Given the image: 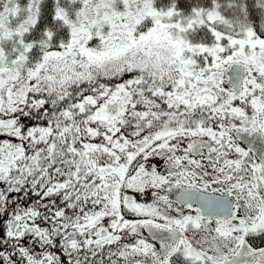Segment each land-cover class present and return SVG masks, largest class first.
Wrapping results in <instances>:
<instances>
[{"label": "snow or ice", "instance_id": "snow-or-ice-1", "mask_svg": "<svg viewBox=\"0 0 264 264\" xmlns=\"http://www.w3.org/2000/svg\"><path fill=\"white\" fill-rule=\"evenodd\" d=\"M0 264H264V0H0Z\"/></svg>", "mask_w": 264, "mask_h": 264}]
</instances>
